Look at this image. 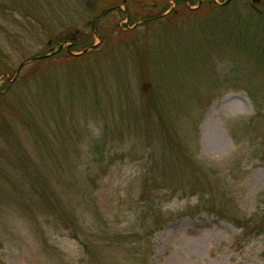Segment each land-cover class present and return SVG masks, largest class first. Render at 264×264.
Instances as JSON below:
<instances>
[{
    "label": "rangeland",
    "instance_id": "1",
    "mask_svg": "<svg viewBox=\"0 0 264 264\" xmlns=\"http://www.w3.org/2000/svg\"><path fill=\"white\" fill-rule=\"evenodd\" d=\"M9 1L0 0V54L6 57L7 69L0 74V88L11 95L34 60L58 51L68 53L70 44L49 49L47 31L35 16L11 10ZM37 1L46 18L59 23V18L67 17L58 5L71 3L69 18L82 26L86 16L82 0ZM138 1L150 6L156 0ZM167 1L173 9L174 0ZM184 1L195 9L210 0ZM262 1L255 8L264 9ZM247 6L253 7L250 0H236L232 8L243 14ZM119 9L124 11L125 6ZM122 17L118 11L108 13L102 26L116 23L122 30L131 28ZM140 23L135 24L142 34ZM157 31L162 32L161 27L153 26L149 36ZM223 37L224 44L210 51L196 40L194 46L181 49L170 41L157 56L161 64H169L161 67V78L153 69L151 82L168 104L165 124L197 172L193 167L175 172L171 162L163 163L166 142L152 109L143 113L147 117L143 123L137 107L130 104L126 120L134 125L120 136L118 127L113 129L118 115L112 117L103 105H93L88 93L85 103L66 106L69 112L46 114L51 115L46 142L53 155L38 153L44 145L21 135L26 163L12 167L10 183L0 177V264H264V229L255 226L264 209V68L262 76L250 75L253 62ZM102 44L94 36L93 48L100 50ZM89 64L96 74L101 71L97 77L113 84L104 56H92ZM132 66L129 63L128 71ZM128 81L139 107L137 80L130 74ZM28 85L29 89L17 91L24 98L42 93L51 97L52 90L39 91L32 79ZM114 91L112 86L110 92ZM102 92L99 84L97 93ZM111 106L124 112L123 104ZM139 125L143 127L136 130ZM10 147L0 142V148ZM37 168L48 180L43 179L40 188L46 186L47 195L54 198L46 210L38 208L39 194L32 187ZM202 174L206 178L200 179ZM202 181L207 189L202 190L203 198ZM144 189L147 194L142 196ZM246 220L252 223L240 227ZM81 242L95 249L93 258Z\"/></svg>",
    "mask_w": 264,
    "mask_h": 264
},
{
    "label": "trees",
    "instance_id": "2",
    "mask_svg": "<svg viewBox=\"0 0 264 264\" xmlns=\"http://www.w3.org/2000/svg\"><path fill=\"white\" fill-rule=\"evenodd\" d=\"M93 1V5H86V2L82 0L86 7L83 11L86 16L82 21V26H79L73 17L72 19L69 18L73 14L71 3L64 2L58 5V8L61 9L60 11L65 12V16L67 17L59 18V23V21L51 19V17L46 18L48 16L39 10L43 4L37 0L9 1L11 10L18 11L20 9L25 17L32 18V16H35L34 20L36 19L37 23L47 31V35L49 36L47 46L49 49L54 45L59 47L62 43L69 42L70 52L68 54L58 51L55 55L46 59L34 60L32 67L24 75L20 76V82H18L17 88L14 89L11 95L5 89L0 88V142L6 146H11L9 151L8 149L0 148V177L5 178L3 180L6 183H10L11 172L9 171L12 170V167L18 163L17 168H22L26 163L24 160L26 159V155L22 152V136H25L23 134L30 136L34 143L44 145V150L36 146L38 153L46 151L49 156L53 155V149L46 142V131L49 130L48 117L51 115L47 117L46 114L48 112L49 114H51L50 112L61 114L65 110L69 112V108H73V105L85 103L86 98L89 96L88 93L93 95L94 99L91 101L93 105L97 107L103 105L105 111H108L110 116H112V113L118 115V120L113 125V129L118 127L120 136L124 129L128 131L134 125L131 124V121L128 122L126 120V116L130 115L128 110L130 104L137 107L136 112L139 111L138 115L142 118L143 123L147 119L143 113L148 108L152 109L157 121L160 123L162 137L166 142L164 149L166 151L162 155L163 163L171 162V167L175 172L181 171L186 167H193V173H196L197 169L187 162L189 161L187 159L189 158L188 152L179 144L176 135L171 132L168 124H165L167 121V114H165L166 105L168 106V104L165 103L159 88L154 87L151 82L154 68L161 78V67L169 65L168 61L161 64L157 56L170 41L173 42L175 47L177 46L181 49L187 48V45L190 44L194 46L196 40L198 44H206V50L210 51L209 49L212 47L218 48L224 44L225 38L223 36L225 35L227 40H231L230 46L233 50L242 52L253 62L252 73L250 75H256V77L257 75L262 76L260 69L264 68L263 8L247 6V12L242 14L238 9L232 8L236 0H230L226 5L222 4L224 1L221 4H216L212 0L203 1L195 9L187 8L184 0H174L175 6L170 10L167 0H156L150 6L140 4L141 2L138 0ZM28 3L29 8H26ZM121 5L125 6L124 11L119 9ZM261 5L264 7L263 1ZM146 6H149L152 11L148 10ZM49 8L51 10V6ZM79 10H82L81 7H79ZM113 11L121 13L122 18L127 20L128 26L132 27L122 30L116 23L102 26L106 15ZM205 15H207V18L203 19ZM41 17L44 19L42 20ZM139 21L141 22L140 25L144 28L142 34H139L140 30L136 28L135 24ZM192 22L194 24H191ZM153 26H160L162 32L157 31V33H153V40H150L152 37L149 36L148 31ZM190 27L194 28L193 31ZM94 36L102 39L103 44L100 50H96L95 48L90 49L94 44ZM199 39L200 42H198ZM86 49L90 50L81 55L74 54L83 52ZM208 54V52L205 54V59ZM92 56H96V58L104 56L106 58L108 65L106 67L108 68L106 74L112 76V85H107L104 82L105 80H101V71L96 74L93 69L88 68V65H91L89 63ZM5 59L6 57L0 54V74L7 73ZM129 63L133 65L130 71L126 68ZM253 70L257 71L254 72ZM130 74L137 80V88L140 93L139 107L134 105V100L131 98L132 94L128 81ZM97 75L100 76L97 77ZM31 79L36 83V88L39 91L52 90L51 97H46V99L44 98V93H42L43 96L35 94L24 98L21 91L18 93L17 91L19 90L30 88L28 83ZM99 84L103 90L101 94L97 93ZM112 86L115 88L113 94L110 92ZM42 87L45 90H42ZM163 87H165V84L160 86V88ZM162 100L164 103H162ZM75 101L76 104H74ZM114 102L125 106V109L122 110L124 111L123 113H118V110L112 109L111 104ZM91 103L87 104L88 108L93 107ZM66 106L70 107L66 108ZM61 116L59 115V117ZM104 117L107 119L105 113ZM134 127L136 129V126ZM141 127L143 126L139 125L136 130ZM50 158L52 159V157ZM172 159L174 161H171ZM32 176L34 182L31 185L39 194L38 208L46 210V204L50 208V199L54 198L47 195L45 191L46 186L40 188L39 184L43 179L45 181L48 180L42 176L38 168ZM204 178L206 176L202 174L200 179ZM45 181L43 182L45 183ZM205 183L211 186L207 182ZM199 188H201L199 190L200 197L203 198L205 193H202V190H207L203 181ZM141 194L142 196L146 195L147 191L144 189ZM1 195L2 193L0 192ZM221 211L222 209L219 211V214H222ZM262 213V217L259 218V224L255 226L263 230L264 209ZM249 223H252V221L246 220L245 223H240V227L247 228ZM72 237L76 238V235L73 234ZM81 243H83L84 248H86L93 258V254L96 253L95 249L89 250L87 243Z\"/></svg>",
    "mask_w": 264,
    "mask_h": 264
},
{
    "label": "flooded vegetation",
    "instance_id": "3",
    "mask_svg": "<svg viewBox=\"0 0 264 264\" xmlns=\"http://www.w3.org/2000/svg\"><path fill=\"white\" fill-rule=\"evenodd\" d=\"M261 0H250V3L252 4L253 7H255L256 5H258L260 3Z\"/></svg>",
    "mask_w": 264,
    "mask_h": 264
},
{
    "label": "water",
    "instance_id": "4",
    "mask_svg": "<svg viewBox=\"0 0 264 264\" xmlns=\"http://www.w3.org/2000/svg\"><path fill=\"white\" fill-rule=\"evenodd\" d=\"M229 1H230V0H226L223 4H227ZM91 48H93V47H91ZM91 48H90V49H91ZM87 50H89V49L84 50L82 53H85ZM67 51H68V48H67ZM20 66H21V65H20Z\"/></svg>",
    "mask_w": 264,
    "mask_h": 264
}]
</instances>
